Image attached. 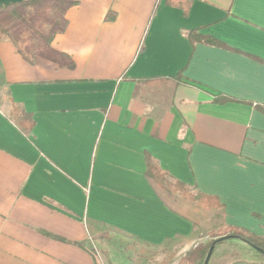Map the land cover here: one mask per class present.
Segmentation results:
<instances>
[{
  "label": "crops",
  "instance_id": "crops-1",
  "mask_svg": "<svg viewBox=\"0 0 264 264\" xmlns=\"http://www.w3.org/2000/svg\"><path fill=\"white\" fill-rule=\"evenodd\" d=\"M72 1L51 45L73 67L0 42V264H125L100 256L109 240L172 259L200 229L264 235V0ZM147 157L221 206L160 188Z\"/></svg>",
  "mask_w": 264,
  "mask_h": 264
},
{
  "label": "trees",
  "instance_id": "trees-1",
  "mask_svg": "<svg viewBox=\"0 0 264 264\" xmlns=\"http://www.w3.org/2000/svg\"><path fill=\"white\" fill-rule=\"evenodd\" d=\"M76 3L77 1L72 0H28L19 4L7 5L3 10H0V42L3 40L10 41L14 45L16 52L27 63L31 64L36 58L40 57L55 62L60 66L73 67L72 59L67 54L54 49L51 43L55 35L63 32L66 28L67 20L64 15L67 9ZM166 3L183 9L184 14L188 12V0H166ZM112 18L113 13L109 12L106 19L110 20ZM190 34L195 35L199 39L201 38L193 32ZM207 41L209 43H217L211 38H208ZM10 105L11 116L18 120L19 126L24 131L28 132L32 124L25 123L24 113L15 106L11 99ZM146 176L160 188L178 192L181 197L192 202L197 208L216 209L221 206L218 199L214 196L197 192L192 193L191 189L178 180L170 182L166 173L148 157ZM207 236L209 239L205 242L197 243L181 259V264H203L211 244L216 241L208 262L210 264L213 259V253L219 246L238 240L246 243L261 258V261L248 262L232 253L229 256L230 260L226 261V259H223L217 264H264V235L258 236L243 228L226 226V228L219 227L216 230L209 231ZM53 237L60 239L56 236Z\"/></svg>",
  "mask_w": 264,
  "mask_h": 264
},
{
  "label": "rangeland",
  "instance_id": "rangeland-1",
  "mask_svg": "<svg viewBox=\"0 0 264 264\" xmlns=\"http://www.w3.org/2000/svg\"><path fill=\"white\" fill-rule=\"evenodd\" d=\"M1 80H0V91H1ZM4 90V88H2ZM3 95V94H2ZM213 224L211 221H202L201 228H208ZM216 230V227H212ZM208 229L197 230V239L191 245H185L180 247L178 255L175 258L169 256V252L159 249H151L141 245H135L130 242H118L116 240H109L107 247H97L100 256L105 262H108V257L111 256L120 262L125 264H181V259L191 251L199 242H205L209 239L207 236ZM235 240V239H234ZM232 253H235L236 257L248 262H260L261 258L252 250L250 247L238 240L236 242H230L226 245L219 246L213 253V259L210 264H217L218 262L226 259L230 260L229 257ZM164 254V255H163ZM164 256V261L161 262V257ZM115 260V261H117ZM186 264V263H185Z\"/></svg>",
  "mask_w": 264,
  "mask_h": 264
},
{
  "label": "water",
  "instance_id": "water-1",
  "mask_svg": "<svg viewBox=\"0 0 264 264\" xmlns=\"http://www.w3.org/2000/svg\"><path fill=\"white\" fill-rule=\"evenodd\" d=\"M28 0H0V10H3L7 5H11V4H19V3H22V2H26ZM224 238V237H223ZM220 240V239H219ZM215 244H216V241H214L210 248H209V251L207 253V256H206V259L204 261L203 264H208L209 262V259L212 255V252L214 250V247H215Z\"/></svg>",
  "mask_w": 264,
  "mask_h": 264
}]
</instances>
